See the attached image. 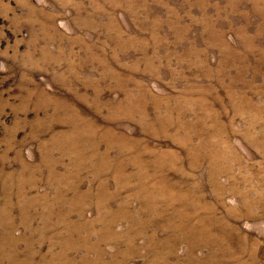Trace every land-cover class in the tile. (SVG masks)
<instances>
[{"label": "rangeland", "instance_id": "obj_1", "mask_svg": "<svg viewBox=\"0 0 264 264\" xmlns=\"http://www.w3.org/2000/svg\"><path fill=\"white\" fill-rule=\"evenodd\" d=\"M0 264H264V0H0Z\"/></svg>", "mask_w": 264, "mask_h": 264}]
</instances>
